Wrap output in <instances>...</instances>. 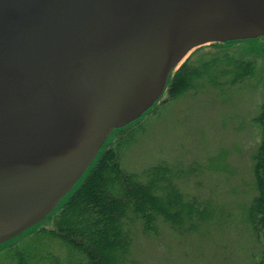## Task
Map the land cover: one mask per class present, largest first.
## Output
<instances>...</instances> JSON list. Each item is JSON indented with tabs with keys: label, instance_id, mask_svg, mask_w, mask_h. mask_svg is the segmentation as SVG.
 Here are the masks:
<instances>
[{
	"label": "water",
	"instance_id": "95a60500",
	"mask_svg": "<svg viewBox=\"0 0 264 264\" xmlns=\"http://www.w3.org/2000/svg\"><path fill=\"white\" fill-rule=\"evenodd\" d=\"M248 40H264V0H0V246L53 213L195 49Z\"/></svg>",
	"mask_w": 264,
	"mask_h": 264
},
{
	"label": "trees",
	"instance_id": "16d2710c",
	"mask_svg": "<svg viewBox=\"0 0 264 264\" xmlns=\"http://www.w3.org/2000/svg\"><path fill=\"white\" fill-rule=\"evenodd\" d=\"M248 41L213 43L211 53L195 49L193 53L199 52L196 57L192 59L190 55L170 75L166 97L160 104L197 92L199 87L219 91L225 88L231 93L244 86V91L254 90L247 88L246 82L256 72V61L243 56L240 47L238 53L228 49ZM262 77L259 81H263L260 86L264 92ZM155 107L143 115H150L147 120L157 113ZM255 120L260 126L253 165L256 193L247 207L246 220L262 243L261 258L256 264H264V98ZM145 122L139 119L116 130L82 181L46 218L52 227L39 223L24 239L9 242L7 246L11 248L2 256L14 259L15 264H139L132 253L139 236L154 237L166 228L176 237H183L223 223L217 212L220 207L181 189L184 170L179 171L178 166L183 163L160 159L140 172L122 168V156L137 142V131ZM56 245L63 249V255Z\"/></svg>",
	"mask_w": 264,
	"mask_h": 264
},
{
	"label": "rangeland",
	"instance_id": "374dc122",
	"mask_svg": "<svg viewBox=\"0 0 264 264\" xmlns=\"http://www.w3.org/2000/svg\"><path fill=\"white\" fill-rule=\"evenodd\" d=\"M210 45L199 48L211 53L214 47ZM237 47L243 50H239L243 56L256 61V72L246 82L247 88L254 90L244 91V86L231 93L225 88L219 91L199 87L197 92L166 105L158 101L157 113L151 119L147 120L150 115L140 118L147 120L145 126L137 131V142L121 159L122 168L131 172H140L145 165L160 159L183 163L178 166L179 171L184 170L181 189L220 207L217 212L224 222L183 237H176L166 228L154 237L139 236L132 247L139 264H256L261 258L262 243L246 214L256 193L253 165L260 126L255 117L264 98L260 86L263 81H259L264 76V40H251L228 49L238 53ZM192 53L193 59L199 52ZM165 97L163 92L161 99ZM114 135L113 132L108 142ZM66 199L67 196L60 204ZM42 222L52 227L48 219ZM25 241L30 244L27 238ZM56 247L63 255V249ZM10 248H0V264H15L14 259L2 256Z\"/></svg>",
	"mask_w": 264,
	"mask_h": 264
}]
</instances>
